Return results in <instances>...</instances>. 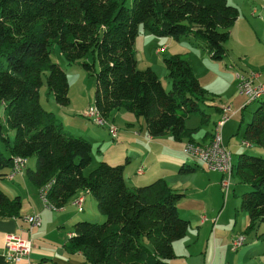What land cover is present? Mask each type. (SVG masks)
Returning <instances> with one entry per match:
<instances>
[{
  "label": "trees",
  "instance_id": "trees-1",
  "mask_svg": "<svg viewBox=\"0 0 264 264\" xmlns=\"http://www.w3.org/2000/svg\"><path fill=\"white\" fill-rule=\"evenodd\" d=\"M240 14L227 0H0V101L3 122L12 131L10 145L0 126V179L13 156L32 158L25 170L29 182H50L46 199L61 206L77 190L94 199L103 221L78 220L65 246L79 250L85 264H170L171 242L181 238L188 220L179 216L182 195L161 178L127 187L123 163L98 161L86 174L91 144L62 127L39 102L45 84L55 102L69 103L66 72L50 58L55 44L67 64L80 63L95 79L94 103L105 119L123 109L141 118L148 136L168 134L192 141L194 129L184 126L191 113L208 121L207 94L191 65L180 54L163 58L170 90L150 67L138 69L133 44L139 26L155 36L185 38L214 61H225V43ZM92 55V62L83 60ZM97 70H95V62ZM256 100L244 123L241 139L256 152H239L232 175L248 189L239 195L236 210L247 214L246 231L264 225V97ZM257 102V103H256ZM215 109L217 107L213 106ZM193 167L181 164L179 171ZM17 196L0 190V217L18 216ZM264 241V230L257 235Z\"/></svg>",
  "mask_w": 264,
  "mask_h": 264
},
{
  "label": "crops",
  "instance_id": "crops-1",
  "mask_svg": "<svg viewBox=\"0 0 264 264\" xmlns=\"http://www.w3.org/2000/svg\"><path fill=\"white\" fill-rule=\"evenodd\" d=\"M252 13L255 14L257 11L253 9ZM152 40L151 43L160 45L156 50H162L164 47V52L167 50V55L180 54L191 65L194 73L196 65L202 64V67H205L204 65L207 62L213 61L205 50L190 40L183 38L174 39L172 37L152 38ZM225 61L217 63L219 67H217L216 74H203V79H200V76L195 74L200 79L199 81L197 78L201 86L211 94L220 93L221 89L226 90L224 92L226 94H223L225 95V100L221 99L218 105L206 102L217 108L215 109L211 106L206 111L207 122L210 121L208 129L204 130L198 137L193 134L199 141H193L192 138V142L199 144L208 142L212 127L219 120L224 105H230L231 110L234 111L232 116H234L236 112L241 111L250 104L246 103L245 99L239 100V96L234 89L235 79L233 75L229 73L230 79L228 83L225 80L222 81L223 76H225L223 68L226 66V70L234 73V69H237L238 65L234 63L233 58H229L227 62ZM251 65L261 70V74L257 80L264 82V60H254ZM77 76L81 82L84 80L82 75ZM47 93L49 94V91L45 93L46 100L50 105L48 111L54 114L63 128L87 139L91 144V149L94 144L104 145L101 148L103 151L100 149L101 146L96 148L98 161L102 160L109 164L123 163L122 176L127 187L143 185L156 178H161L176 192L178 189H182L183 182L180 183V181L183 177L180 174L183 172L178 169L181 164H188H186L185 158L180 155L181 148L179 151V147H182L185 140L177 146L169 140L168 134L151 140V136L147 135L142 121H139L137 117L121 119L120 111H116L105 117L106 124L112 123L117 127L116 136L110 138L115 139L114 142L105 144L106 137L103 131H99L83 119L76 117V114L79 116V113L82 114L84 110L90 107L88 99L80 105L81 110L79 112L78 110H74V106L70 105V102L66 106L57 104L53 95L49 99V95L46 96ZM68 94L70 95V87H68ZM227 94L230 96H226ZM241 104L242 106L240 107ZM210 112L212 113L210 114ZM82 116L86 118L83 114ZM229 119L223 122L220 129L222 142L227 148L230 146L227 140L229 131L224 127L226 125L231 126L235 122L234 118L232 120ZM243 119V115L240 114L237 127H239ZM89 121L92 122L91 120ZM228 149L230 151V148ZM33 164L34 161L29 163L27 158L25 166L19 173L15 174L10 180L6 179L7 183L5 185L0 184V188L5 192L0 190L7 197L17 196L20 202L18 216L0 217V264H8L3 261L2 257L3 235L7 232L20 233L22 236L29 237L30 239L31 249L27 255V263L22 261L19 264H85L81 252L79 250L67 249L65 243L72 233V224L78 220H87L86 217L93 215L92 213L95 212L94 199L86 190L79 189L57 209L46 208L38 197L37 187L31 184L25 175L26 168L32 169ZM199 168L202 171H196L195 167H193L190 173L204 180L205 185H203V188L207 186L209 192L214 194L217 200L210 204L200 201V209H205L201 212L199 209H190L189 204L181 205L182 196L184 195L181 193L182 195L176 201V208L178 214L181 213V216L184 215L182 218L188 220V226L181 238L171 242L174 256L168 259V262L170 264H264V241L257 237L264 230V225L262 227V223H259L255 229L246 231L245 228L248 223L247 214L245 212L241 213V215L236 214L237 211H241L236 210L237 206L234 208L235 213L231 219L229 212L231 204L227 206L228 201H225L224 205L221 203L220 207H218V189L220 188L218 180L220 179V174L216 171H205L201 166ZM3 172L5 173L6 169ZM232 177L236 180L235 176L232 175ZM3 179L5 178L3 177ZM228 190L229 187L225 196L228 194ZM231 191L233 192V188H231ZM8 193L13 194V196H8ZM77 198H81L79 206L73 203ZM30 214L38 216L39 224L32 226L29 232H26L25 228L27 224L22 219V216ZM237 234H243L245 239L242 245L233 250L230 248V239Z\"/></svg>",
  "mask_w": 264,
  "mask_h": 264
},
{
  "label": "rangeland",
  "instance_id": "rangeland-1",
  "mask_svg": "<svg viewBox=\"0 0 264 264\" xmlns=\"http://www.w3.org/2000/svg\"><path fill=\"white\" fill-rule=\"evenodd\" d=\"M116 1L119 3L123 2L125 6H129L132 0H116ZM227 1L229 3L235 4L239 8V11H240V14L234 26L231 28L230 38L225 43V46L228 49L227 60L229 58H233L234 63L238 64L237 70H240L246 73H255L257 74L259 78V75L261 74V70L253 67L251 64H253L254 60H258V59L264 60V12H263L264 4H262L264 3V0H227ZM253 9H255L257 13L253 14L252 13ZM160 37H167V36H155L151 34L150 32L144 30L141 26H139L138 32H137V35L135 37L134 44H133L134 57L136 59V66L138 69L150 67L155 72L157 77L160 79L161 84L165 88V90H170L171 87L166 77V69L163 63V58L166 56L172 55V54L167 55V50L164 52V47L162 48V50L158 49V52L157 51L155 52L156 48H159L160 45L151 43L153 41L152 38L158 39ZM50 58L53 62L58 63L60 67L66 72L67 79H68V87H70V95L68 94L69 102H70L69 104L74 106V110H78L80 112L81 110L80 105H82L85 102V100L87 101V99L90 101L88 102L89 106L92 107L94 103V89H95V79H94L93 73L88 74L87 72H85L80 66V63L67 64L65 58L61 55L58 47L55 44H53L51 47ZM83 60L87 62H92V55L90 53L87 54L86 57L83 58ZM227 60L225 62H227ZM213 61L212 62L210 61L211 63L207 62V64L204 65L205 67H202L203 66L202 64L196 65L195 67L196 70L194 74H197V76L199 75L200 79L204 78L202 77L203 74H210V73L216 74L218 70L217 67H219L217 66V63L219 64V62L221 61H217V62H213ZM94 62H95V66H94L95 70H97L96 60H94ZM223 69H224L223 71H224L225 76H223L222 81L225 80L226 83H228L230 79V74L233 75L235 79L234 89L237 95L239 96V100L245 99L246 103H248V96L240 94L239 91L237 90V81H236L234 73L232 71L230 72L226 70L227 69L226 66ZM77 75H82L84 80H82L81 82ZM257 79L255 83L263 82ZM69 81H70V85H69ZM46 91L47 92L49 91L46 85L44 83L41 84V86L38 89V93L40 95V104L42 105L43 108H45V110H49L50 105L48 104L46 97H45ZM221 92L217 94H211L209 92L207 94L206 101L209 103L218 105V103L221 102V99L225 100V95L223 94H226L224 93L226 92V90L221 89ZM46 96H48L49 99H51L52 94L50 93V91H49V94L48 93L46 94ZM226 96H230V95L227 94ZM50 101H53V100H50ZM242 104L240 105V107L242 106ZM254 104H255L254 102L248 104L244 109L236 112L234 116H232V114L234 113V111H232L231 115L228 118H230L229 120H232V118H234L235 122L231 126L226 125L224 127V128H227V131H229L227 140H228V144L230 145L228 148H230V154H231L232 161L235 160L236 154L239 152H242V151L246 153L251 152V151L256 152L255 149L253 148L250 149L249 147L247 148V146H244L243 144H241V142L243 141L241 139L243 125L250 118V113L254 108ZM200 106L203 107L205 111H208L211 108V106H207L204 104H201ZM3 110H4L3 103L0 101L1 131L9 139L8 145H10L11 140H12V131L7 129L3 122ZM116 111H120L121 119H124L126 117L135 118V116L131 112H127L123 109L112 110L109 112V114L115 113ZM211 113L212 112H210V114ZM79 114L81 116L80 115L78 116L76 114V117H79V119H83L90 126L98 129L99 131L104 132V135L106 137L105 144H111L114 142L115 139H110L106 126L95 125L92 122H90L88 119L84 118L81 113ZM240 114L243 115L244 119L242 123L239 124V127H237ZM138 119L139 121H142L141 118H138ZM209 124H210V121L207 122L206 124H200L199 115L196 113L189 114L184 120L185 127L194 129L191 135H192L193 141L195 140L197 142L199 140H197L193 136V134L197 137L200 136V134L203 133L204 130L208 129ZM112 125L116 127V125L114 124ZM235 130H237L236 133H235ZM74 134H77V133H74ZM159 137H162V135L151 137V140L155 138H159ZM167 137L176 146L180 142L184 141V139L179 140V141L174 140L170 135H167ZM99 146H101L100 149L104 147V145H100V144L99 145L94 144L92 146V149L90 151V156H91L90 162L82 170L83 174H86L89 170H91L97 164L98 162L97 153L98 152H96V148ZM180 148L181 147H179V151H180ZM101 151L103 150L101 149ZM0 152L4 155H7V152H8L5 146V143L1 140H0ZM180 155L185 158L186 164H188L189 166L195 167L196 171H202L199 168L200 166L199 163L194 158L184 155L181 152H180ZM28 160H29V163L33 161L30 158H28ZM205 171H208V170H205ZM180 175L181 177H183L181 178V181H180V183L183 182V187L182 189H178L177 192L184 194L182 196L183 200H182L181 205L189 204L190 209H193V208L199 209V211L201 210V212H203L205 209L204 208L200 209L201 207V205H199L200 201H205L208 204L216 202L217 197L214 194L209 192V189L207 188V186L206 188H203V185H205L204 180H202L200 177L198 178L197 176H193L194 174L190 172H183ZM230 181H231V184L229 186L228 194L226 196L224 195L225 198L222 194V190L220 188L219 189L217 188V189L219 193L218 207H220L221 203L222 205H224L228 201L227 206L231 204V208L229 212H230V216L232 219L233 214L235 213L234 208L237 206L238 201H239V193L247 190L248 186L237 183V181L233 177L231 178ZM6 183H7L6 179H3V178L0 179V184L5 185ZM231 188H233V192L231 191ZM0 189L3 190L2 188ZM172 190L175 191L174 189ZM8 194H9L8 196H13V194L11 193H8ZM241 213H244V212H241V211L236 212V214H239V215H241ZM92 214L93 215H88L86 219L89 221L96 220L95 222L103 221V216L100 215L96 210ZM261 226L263 227V224H261Z\"/></svg>",
  "mask_w": 264,
  "mask_h": 264
},
{
  "label": "built area",
  "instance_id": "built-area-1",
  "mask_svg": "<svg viewBox=\"0 0 264 264\" xmlns=\"http://www.w3.org/2000/svg\"><path fill=\"white\" fill-rule=\"evenodd\" d=\"M158 52V50H156ZM230 67V66H229ZM234 75L237 81V90L240 94L248 96V103L256 100L264 94V82L255 83L258 78L255 73H246L234 69ZM232 110L230 105H224L220 114L219 120L213 125L210 138L205 144H198L192 141H185L181 147V153L194 158L199 165L205 170L216 171L220 174L218 180L219 187L222 190L223 196L225 195L228 187L230 186L232 177V159L229 149L223 144L220 129L228 117L231 115ZM87 119L91 120L97 125L106 126L110 138L116 136L117 128L112 124H106L105 119L101 116L99 109L94 105L84 110L82 113ZM241 144L246 145L245 141ZM26 158L22 156H13L9 167L4 173V178L10 180L15 174L25 166ZM50 182H46L40 187H37L39 199L44 206L48 209L55 210L58 207L48 202L46 199V192ZM81 198H77L73 203L80 205ZM22 219L26 222V232H29L32 226L39 224V218L36 214L24 215ZM244 235L237 234L230 239V248L236 249L244 242ZM31 249L29 237H24L20 233L7 232L3 235L2 242V257L3 261L8 264H19L22 261L27 263V255Z\"/></svg>",
  "mask_w": 264,
  "mask_h": 264
}]
</instances>
